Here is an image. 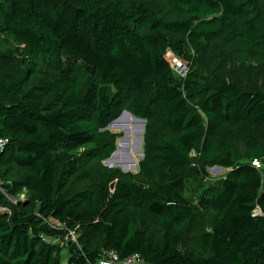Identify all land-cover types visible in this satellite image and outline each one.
<instances>
[{
    "label": "trees",
    "instance_id": "trees-1",
    "mask_svg": "<svg viewBox=\"0 0 264 264\" xmlns=\"http://www.w3.org/2000/svg\"><path fill=\"white\" fill-rule=\"evenodd\" d=\"M125 110L146 119L137 172L104 163ZM0 138V264H264V0H0Z\"/></svg>",
    "mask_w": 264,
    "mask_h": 264
},
{
    "label": "rangeland",
    "instance_id": "rangeland-1",
    "mask_svg": "<svg viewBox=\"0 0 264 264\" xmlns=\"http://www.w3.org/2000/svg\"><path fill=\"white\" fill-rule=\"evenodd\" d=\"M149 1L156 2V0H149ZM188 49H189L192 61L195 63L197 69L199 70V72L201 74V77L203 79L204 84H208L210 82H213L214 78L209 73V71L206 70V65H204V62L197 55L195 47L189 45ZM167 59L169 60V62L173 66V69L179 78H183L184 76L187 75L189 67H190V63H189L190 61L188 62L187 60L178 58L172 51H168ZM251 66L252 65H250V62L247 64L238 63V67L243 72L245 70H247L246 73L251 72V75H249L251 78V81L259 80V76L257 74V71L252 69ZM246 73H244V74H246ZM128 115L125 114L122 117V119L120 120V122L124 123L123 124L124 126L123 125L122 126H115L114 125L108 129H110L111 131L116 132V133H121L119 138H118L117 145H122L123 147H122V149H120V151L117 155V160L119 161V163L121 165L124 164V165H127L129 168H131V166L135 163L137 164V166H139V162L141 161L140 160L141 152L136 151V150L133 151L132 149L134 147H136V145H138L139 136H141V134H142L141 133L142 132V123L139 121H136L133 116H130L132 114H130L129 116ZM122 137L128 138V139H126V142H123L121 140ZM126 144H128L130 147L125 148L124 145H126ZM142 146L144 147V144H142ZM236 148L240 152H242L244 154L246 153L245 144L236 143ZM130 155H132L134 157L135 163L128 162V160L130 161ZM108 166L109 167H111V166L120 167L116 163H111ZM217 167L218 166L208 167L207 174L200 173L195 168H190L186 172L187 177H186V180H185L184 186H183V193L185 194V196L187 198H189L191 201L195 202L198 200V198H200V196L204 192L211 189L221 178L224 177V175L228 171L227 169H222L221 171H219ZM87 185H89V182H84V183L76 182V183H74L73 187L78 189V188H82V187L87 186ZM9 198L12 201L16 200L13 196H9ZM212 215L213 214L211 211H207V212H202L198 216L194 217L188 226V230H187L188 238H192L193 236H195L198 233L199 226L201 224L207 226V228H208ZM189 244H190V247L193 248L195 246L194 239L191 242H189ZM66 260H67V253L65 252L63 254V261L65 262L64 264H66Z\"/></svg>",
    "mask_w": 264,
    "mask_h": 264
},
{
    "label": "built area",
    "instance_id": "built-area-1",
    "mask_svg": "<svg viewBox=\"0 0 264 264\" xmlns=\"http://www.w3.org/2000/svg\"><path fill=\"white\" fill-rule=\"evenodd\" d=\"M6 140L0 138V150L5 146ZM252 164L257 168H261V162L258 159L253 160ZM257 214H262L260 210L256 211ZM74 241L76 240V236L72 233ZM98 264H149L143 258H141L138 254H134L128 258L122 259L119 255L111 250L108 251L103 258L100 259Z\"/></svg>",
    "mask_w": 264,
    "mask_h": 264
},
{
    "label": "water",
    "instance_id": "water-1",
    "mask_svg": "<svg viewBox=\"0 0 264 264\" xmlns=\"http://www.w3.org/2000/svg\"><path fill=\"white\" fill-rule=\"evenodd\" d=\"M125 113H129V114H131L129 111L125 110L119 118H117L115 121H113V122L108 126V128L112 127V124H113V123L117 122L118 120H121L122 117L125 115ZM134 117H135V116H134ZM135 118H136V121H139V122L142 123V132H141L142 134H141V136H139V142H138V145H136V147H134V150L141 152V154H140V160H142V159H144V157H145V155H144V153H143V146H142V144H143V141H144V133H145V127H146V119L139 118V117H135ZM126 139H128V138H126V137H122V138H121V140H126ZM127 148H128V147H127ZM120 149H121V147H120L119 145H117V149L115 150V152L112 154V156H111L110 158H108L107 160H105L104 163H105L106 165H109V164H111V163H116V164L119 165L120 168H121L123 171H125V172H137V169H138V166H137V165H135V166L133 167V171H132V170L128 169L127 167H124V165H121V164L119 163V161L116 159V158H117V155H118V153H119V151H120ZM130 161L133 162V159H130ZM217 168H218L219 171H221V170L223 169L221 166H218Z\"/></svg>",
    "mask_w": 264,
    "mask_h": 264
},
{
    "label": "bare ground",
    "instance_id": "bare-ground-1",
    "mask_svg": "<svg viewBox=\"0 0 264 264\" xmlns=\"http://www.w3.org/2000/svg\"><path fill=\"white\" fill-rule=\"evenodd\" d=\"M125 114H129V113H125ZM130 115V114H129ZM128 115V116H129ZM130 116H133V115H130ZM134 117V116H133ZM132 117V118H133ZM135 118V117H134ZM135 120H136V118H135ZM124 123H122V122H120V120H118L117 122H115V123H113L112 124V126H122ZM124 126V125H123ZM123 142H126V140H122ZM120 147H121V149H122V145H119ZM125 146V148H127V146H128V148L130 147L128 144H126V145H124ZM132 149V148H131ZM133 151H134V148L132 149ZM117 159V158H116ZM130 159H133V162L132 161H129L128 160V162H130V163H135L134 161H135V159H134V157L132 156V155H130ZM122 165H124V164H122ZM135 165H137L136 163L135 164H133L132 166H131V168H129L127 165H124V167H127L128 169H130V170H133V167L135 166Z\"/></svg>",
    "mask_w": 264,
    "mask_h": 264
}]
</instances>
